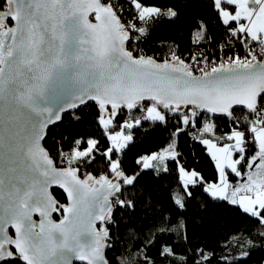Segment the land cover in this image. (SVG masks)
<instances>
[{"label": "snow or ice", "instance_id": "6c2138e0", "mask_svg": "<svg viewBox=\"0 0 264 264\" xmlns=\"http://www.w3.org/2000/svg\"><path fill=\"white\" fill-rule=\"evenodd\" d=\"M194 2L126 0L131 16L126 19L119 0L115 7L113 0H0V264H73L74 259L156 264L146 251L141 260L139 247L135 255L108 256L122 239L113 231L115 211L135 215L139 199L125 198V192L149 170L156 173L163 165L167 173L168 159L178 162L175 140L188 135L186 129L195 128L203 113L235 125L216 142L200 141L217 179L208 181L178 163L180 193L172 197L171 212L153 213L159 222L144 247L160 240L158 255L168 264H211L213 252L177 251L180 244L167 239L187 241L186 215L195 187L208 200L253 218L264 237V0H199L210 15L195 19V42H213L215 21L224 38L215 41V53L184 57L170 46L171 55L157 60L135 47L150 39L159 22L180 21L182 10ZM92 107L106 145L94 135L61 137L67 151L54 149L62 165L57 166L42 141L62 114L70 112L81 122ZM169 120L176 127L165 152L137 155L136 169L128 167L134 130L144 121L167 125ZM201 130L214 132V124L205 122ZM98 157L104 173L81 172ZM230 176L237 178L235 185ZM53 185L66 194L67 205L49 191ZM34 213L42 218L39 223ZM53 213L63 219L54 222ZM248 255L243 252L242 258Z\"/></svg>", "mask_w": 264, "mask_h": 264}, {"label": "trees", "instance_id": "16d2710c", "mask_svg": "<svg viewBox=\"0 0 264 264\" xmlns=\"http://www.w3.org/2000/svg\"><path fill=\"white\" fill-rule=\"evenodd\" d=\"M155 2L167 5L173 0H155ZM206 15H210V10H206L199 0H195L189 8L182 10L180 21L176 23L161 21L156 24L150 39L142 44L143 48L155 57H163L165 53L170 52V46H172L176 48L179 55L187 57L194 49L196 35L192 29L195 27V19ZM210 31L214 33L213 44L215 41L221 42L224 39L220 35L223 29L215 21L210 25ZM85 112L87 114L83 121H74L71 114H68L59 126L49 131L44 146L56 159L57 166L62 165L59 164L57 152L54 149L64 147L67 151L66 142L61 137L77 134L85 137L94 135L101 140L102 147L106 145L107 142L95 123L96 109L92 107ZM241 114V110H236L234 113L238 117ZM206 117L213 121L215 136L203 134L200 139H211L216 142L235 127L230 120L220 115L210 117L208 114H203L195 128L186 129L188 135L181 134L175 140L176 151L180 153L178 162L167 160V173H163V167L156 173L149 170L141 176L135 189L130 188L125 192V198H137L139 203L135 208V215H132L129 209L115 211L116 224L113 225V231H116L117 236L122 239L115 244L118 250L109 252V257L119 259L126 252L135 255L139 247L141 260L143 259L142 253L146 251L147 255L156 261V264H168L158 255L162 241L157 240L155 244H149L146 248L144 245L147 243L146 238L152 235L153 226L159 222L158 216L153 213H162L165 210L171 212L172 197L180 193L178 163L195 168L208 181L215 176H213L212 169L207 166L209 164L207 157L201 154L200 148L194 142L195 137L198 136V130L203 126V119ZM175 127V122L172 120H169L167 125L150 121L143 122L142 127L134 130L136 143L128 153L127 166L135 170L134 158L137 155L161 153L166 150L173 142L172 133ZM105 170L104 162L98 157L97 163L82 168L81 172H90L99 177ZM80 177L84 178L83 175ZM191 190L194 198L190 200L186 215L188 239L183 241L173 237L167 238L172 243L180 244L177 251L185 248L190 251L196 248L203 249L206 253L213 252L215 259L211 264H264V237L259 235L261 229L255 220L238 211L235 206L208 200L200 187ZM53 195L66 205L67 200L60 191L54 190ZM202 205L206 210L202 209ZM130 234H134V238L130 239ZM251 244L255 247H250ZM243 252H249L250 255L242 258Z\"/></svg>", "mask_w": 264, "mask_h": 264}, {"label": "built area", "instance_id": "2783aa9c", "mask_svg": "<svg viewBox=\"0 0 264 264\" xmlns=\"http://www.w3.org/2000/svg\"><path fill=\"white\" fill-rule=\"evenodd\" d=\"M119 3H120V4H123L124 7H125V9H126L125 17H124V18H126V19H131V16L128 15V11H130V9L128 8V5H127V3H126V0H119ZM113 5H114V7L117 6V4H116V0H113ZM196 39H197V38H195V40H194V49H193V52H192V53H197V52H199V51H205V52L215 53L216 49L213 47V45H214L213 43H204L203 45H201V44L195 42ZM223 40H224V39H223ZM223 40L221 41V43L223 42ZM143 43H144V42L141 41V42H138V43L135 45V47H136V49H137V52L139 53L140 50H142V54H146L147 56H154L153 54H149V53L146 52V50L143 48V45H142ZM235 50H236L237 52H239L241 56H243V55L245 54L244 51H243V49L236 48ZM170 55H171V52H169V53H165L163 57H155V56H154V57H155L157 60H163V59H167ZM211 59H216L215 55H213V56L211 57ZM197 74H199V73H197ZM202 115H203V114H202ZM144 122H146V121H144ZM205 122H207V123H213L212 119L207 118V117L203 119V124H204ZM201 129H202V127L198 130V136L195 137L194 142L199 141V140H200V137L204 134V133L202 132ZM209 134H211V133H209Z\"/></svg>", "mask_w": 264, "mask_h": 264}, {"label": "water", "instance_id": "95a60500", "mask_svg": "<svg viewBox=\"0 0 264 264\" xmlns=\"http://www.w3.org/2000/svg\"><path fill=\"white\" fill-rule=\"evenodd\" d=\"M89 20H90V22H92V23H95V20H94V16L92 15V14H90L89 15ZM13 23V22H12ZM3 103H5L6 104V102H3ZM236 110H240V106H236ZM68 114H70V112L69 113H64V114H62V121H63V118L66 116V115H68ZM203 114H208L210 117H213L212 116V114H210V113H203ZM218 116V115H217ZM62 122H57V124H56V126H53V127H51V129L52 128H55V127H57V126H59L60 124H61ZM46 139H47V137H46ZM46 141V140H45ZM45 141H42V146L45 148V146H44V144H45ZM81 179H84V178H82V177H80ZM53 189L54 190H58V191H60L64 196H65V198H66V194L63 192V190L62 189H60L58 186H56V185H53L52 186V188H50L49 189V191H53ZM66 200H67V198H66ZM69 203V201L67 200V203H66V205ZM113 207H114V205H113ZM33 220H35L37 223H39L40 221H41V217L39 216V214L38 213H34L33 214ZM52 219H53V221L54 222H59L61 219H63V214H61V213H53L52 214ZM39 229H37V231H38ZM73 264H84V262H81V261H78V260H73Z\"/></svg>", "mask_w": 264, "mask_h": 264}, {"label": "crops", "instance_id": "0c3cea01", "mask_svg": "<svg viewBox=\"0 0 264 264\" xmlns=\"http://www.w3.org/2000/svg\"><path fill=\"white\" fill-rule=\"evenodd\" d=\"M201 140H202V139H200L198 142H196V144H197L198 147L200 148L201 154H202L203 156L207 157L208 162H209V164H208L207 166H209V167L212 169V171H213V176L215 175L214 177L211 178V181H215V180L217 179V176H216V170H215L214 164L212 163L210 156L207 155V153H206V152H207V151H206V146L203 145V144L200 142ZM164 151H165V150H164ZM164 151H162V152H164ZM168 160H171V159H168ZM161 167H163V165H161ZM236 182H237V178L234 179V185L236 184Z\"/></svg>", "mask_w": 264, "mask_h": 264}, {"label": "rangeland", "instance_id": "374dc122", "mask_svg": "<svg viewBox=\"0 0 264 264\" xmlns=\"http://www.w3.org/2000/svg\"><path fill=\"white\" fill-rule=\"evenodd\" d=\"M211 134H209V133H204L205 135H208V136H215L214 134H213V132H210ZM211 140V139H210ZM198 142V141H197ZM215 142V141H214ZM165 152V151H164ZM164 152H161V154H163ZM207 153V152H206ZM207 155H209L208 153H207ZM210 156V155H209ZM212 161V160H211ZM212 163L214 164V162L212 161ZM216 170V169H215ZM236 177H234V176H230V181H231V183L232 184H234V179H235Z\"/></svg>", "mask_w": 264, "mask_h": 264}, {"label": "flooded vegetation", "instance_id": "af4514ba", "mask_svg": "<svg viewBox=\"0 0 264 264\" xmlns=\"http://www.w3.org/2000/svg\"><path fill=\"white\" fill-rule=\"evenodd\" d=\"M9 23H12L11 21H9Z\"/></svg>", "mask_w": 264, "mask_h": 264}]
</instances>
